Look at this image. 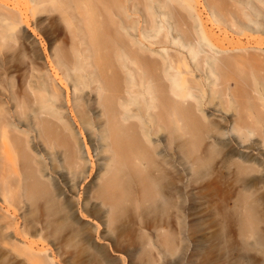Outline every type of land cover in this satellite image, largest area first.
I'll list each match as a JSON object with an SVG mask.
<instances>
[{"label": "bare ground", "instance_id": "bare-ground-1", "mask_svg": "<svg viewBox=\"0 0 264 264\" xmlns=\"http://www.w3.org/2000/svg\"><path fill=\"white\" fill-rule=\"evenodd\" d=\"M130 1H136L139 23L123 22V0H31L35 6L60 4L71 12L70 27L77 13L83 35L69 52L56 54V65L78 101L71 113L83 144L62 114V95L36 65L26 89L0 93V197L11 217L24 205L39 207V240L57 239L66 231L63 245L71 247L78 216L92 222L100 214L110 231L127 214L167 211L166 153L173 142L184 172L188 145L198 149L205 140L224 139L230 132L242 143L264 140V50L259 48L264 45V0H205L210 29L190 7L195 0ZM18 24L11 17L1 27L0 48L13 39L10 32ZM214 102L220 118L207 112ZM31 143H41L44 154L53 156L47 166L30 156V148L40 156ZM160 144L164 149L158 151ZM93 173L82 192L79 184ZM74 196H82L79 205ZM255 220L249 206L243 231ZM162 230L160 246L172 248L175 238ZM15 235L27 238L29 233L16 228ZM22 244L34 248L35 243Z\"/></svg>", "mask_w": 264, "mask_h": 264}, {"label": "rangeland", "instance_id": "rangeland-1", "mask_svg": "<svg viewBox=\"0 0 264 264\" xmlns=\"http://www.w3.org/2000/svg\"><path fill=\"white\" fill-rule=\"evenodd\" d=\"M123 2L126 6L121 17L123 22L142 21L133 8L136 1ZM204 2L195 0L190 7L210 29L213 24L207 22L209 13ZM70 13L52 2L35 6L31 0H0V30L8 25L11 17L19 23L10 32L13 39L0 48V93L7 94L12 88L15 91L26 89L34 81L31 76L33 65H36L44 80L53 83L62 95V114L68 117L83 144L80 128L74 124L71 113L78 103L76 95L56 65L58 51L69 52L73 43L83 39L78 32L77 13L72 26H68ZM158 19L161 23L162 19ZM213 29L221 39L225 37L215 27ZM229 35L231 39L233 36ZM259 48L264 50V45ZM67 91L70 94L68 104ZM93 96L94 93L90 98ZM215 102L207 106V112L220 118L221 113L215 111L220 108L214 107ZM231 115L228 113L227 117ZM223 126L228 128L227 124ZM83 132L85 139L88 135ZM30 146H37L40 156L31 148L29 154L44 166L50 163L48 157L53 159L50 154H44L41 143ZM175 146L173 142L166 153L167 186L171 196L167 211L145 214L139 211L134 217L127 214L110 231L103 225L105 219L100 214L95 215L92 222H85L78 216L79 223L73 224L71 247L63 245L68 238L66 231L57 239L51 236L43 240L35 238L42 221L39 207L24 205L15 217H11L5 212L0 197V264H39L38 259H48L51 264H264V140L252 137L242 143L230 132L224 139L205 140L198 149L193 150L188 145L184 172L180 170V155ZM163 149L160 144L158 151ZM197 158L202 165L194 164ZM237 163L247 172H239ZM93 175L79 184L82 192ZM79 188L74 190L75 194ZM81 200L82 196L80 199L74 196L73 203L79 205ZM249 206L254 209L256 220L243 231L242 222ZM16 228L26 229L29 236H16ZM162 229L175 238L172 248L160 246ZM28 241L35 243L34 248H24L22 242Z\"/></svg>", "mask_w": 264, "mask_h": 264}]
</instances>
